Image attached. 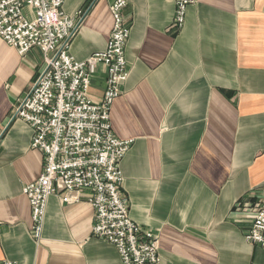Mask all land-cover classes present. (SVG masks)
<instances>
[{
  "label": "crops",
  "instance_id": "crops-1",
  "mask_svg": "<svg viewBox=\"0 0 264 264\" xmlns=\"http://www.w3.org/2000/svg\"><path fill=\"white\" fill-rule=\"evenodd\" d=\"M114 0H65L85 11L71 55L85 60L107 48ZM181 30L175 0H128L131 28L123 93L111 108L121 140L130 216L158 236L161 264H264L246 241L252 207L264 196V0H195ZM45 67L39 48L20 56L0 38V264H122L115 246L94 236L87 201L49 197L42 231L32 234L23 188L38 180L41 151L30 125L12 118ZM100 65L90 95L102 98Z\"/></svg>",
  "mask_w": 264,
  "mask_h": 264
},
{
  "label": "built area",
  "instance_id": "built-area-1",
  "mask_svg": "<svg viewBox=\"0 0 264 264\" xmlns=\"http://www.w3.org/2000/svg\"><path fill=\"white\" fill-rule=\"evenodd\" d=\"M195 0H175L174 30L184 26L188 7ZM65 0H0V38L20 56L39 48L45 67L28 93L18 100L12 118L26 121L33 132L30 147L43 154L41 177L23 188L31 205V234L42 239L49 197L63 203L87 201L94 209V236L117 249L122 264H161L157 234L143 229L130 216V202L122 189L121 162L133 140L119 139L112 129L111 108L128 79L125 54L131 28L124 10L128 0L110 5L113 29L107 48L77 60L71 55L85 11L70 16ZM108 72L101 99L90 95L97 68ZM246 241L264 250V196L252 207ZM2 264H14L4 260Z\"/></svg>",
  "mask_w": 264,
  "mask_h": 264
}]
</instances>
